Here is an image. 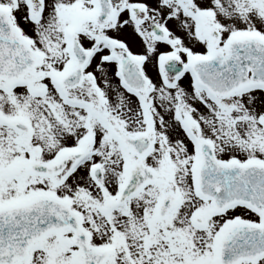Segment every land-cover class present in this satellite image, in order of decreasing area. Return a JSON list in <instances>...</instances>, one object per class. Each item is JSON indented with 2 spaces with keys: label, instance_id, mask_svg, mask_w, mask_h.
Returning a JSON list of instances; mask_svg holds the SVG:
<instances>
[{
  "label": "snow or ice",
  "instance_id": "6c2138e0",
  "mask_svg": "<svg viewBox=\"0 0 264 264\" xmlns=\"http://www.w3.org/2000/svg\"><path fill=\"white\" fill-rule=\"evenodd\" d=\"M0 264H264V0H0Z\"/></svg>",
  "mask_w": 264,
  "mask_h": 264
}]
</instances>
